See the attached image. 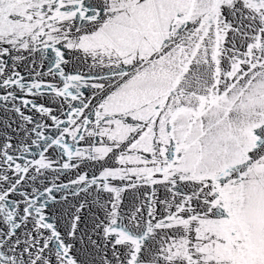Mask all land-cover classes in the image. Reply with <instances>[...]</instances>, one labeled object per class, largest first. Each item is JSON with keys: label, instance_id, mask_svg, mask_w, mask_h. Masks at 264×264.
<instances>
[{"label": "snow or ice", "instance_id": "6c2138e0", "mask_svg": "<svg viewBox=\"0 0 264 264\" xmlns=\"http://www.w3.org/2000/svg\"><path fill=\"white\" fill-rule=\"evenodd\" d=\"M0 264H264V0H0Z\"/></svg>", "mask_w": 264, "mask_h": 264}]
</instances>
